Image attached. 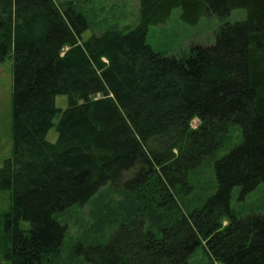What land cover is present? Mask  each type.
Here are the masks:
<instances>
[{
  "label": "trees",
  "instance_id": "1",
  "mask_svg": "<svg viewBox=\"0 0 264 264\" xmlns=\"http://www.w3.org/2000/svg\"><path fill=\"white\" fill-rule=\"evenodd\" d=\"M177 7L188 23L204 15L221 23L210 43L165 55L146 36ZM88 9L0 0V63L13 59L3 260L53 264L62 216L90 203L96 228L113 229L77 242L73 264H190L199 247L210 264H264V210L231 206L236 187L238 200L264 190V0H137L133 24L83 40ZM234 9L245 17L222 21ZM232 127L241 136L226 149ZM209 164L207 193L192 204V174Z\"/></svg>",
  "mask_w": 264,
  "mask_h": 264
},
{
  "label": "rangeland",
  "instance_id": "2",
  "mask_svg": "<svg viewBox=\"0 0 264 264\" xmlns=\"http://www.w3.org/2000/svg\"><path fill=\"white\" fill-rule=\"evenodd\" d=\"M63 1V0H60ZM93 9L87 17L89 28L82 33V39H87L92 33H99V29H104L110 24L118 26L130 25L135 22L137 14V0H73ZM93 7H91V6ZM245 17V10L234 9L223 20L233 22ZM221 20L215 15H204L197 23H188L181 19L180 8H174L170 17L162 24H153L148 28L146 41L154 50L161 51L165 55L178 54L180 51L187 50L193 43H210L214 39L215 31L220 26ZM13 84V59L11 54L0 63V166L3 160L11 156V97ZM68 104L66 95L58 94L55 96V105L57 108L64 109ZM58 118H54L57 122ZM198 119L191 121V126L195 127ZM241 133L237 127H232L227 135L225 148H229L240 139ZM57 138L55 127H51L46 139L54 142ZM223 150L220 151V153ZM210 166V167H209ZM202 173L195 172L192 174L195 185V199L192 197V204L199 202V198H204L207 193L208 179L212 177L211 164L205 166ZM239 188H234L231 206L233 210L242 213L252 212L255 210H264V190L263 185H258L254 190L248 193L242 200H238ZM8 191H0V211L6 209L8 200ZM90 203L80 206H72L62 216L61 220L65 223L66 233L62 243L61 253L53 259V264H73L74 259L70 249L80 241L102 240V234L106 231L109 233L113 228H106L104 231L96 228L92 213L89 212ZM117 221L104 223L100 227L115 226ZM109 229V230H108ZM115 229V228H114ZM106 232V233H107ZM190 264H210L204 250L199 247L190 256ZM0 264H8L1 257ZM212 264H219L212 262Z\"/></svg>",
  "mask_w": 264,
  "mask_h": 264
}]
</instances>
